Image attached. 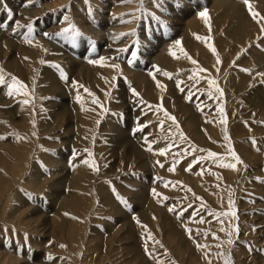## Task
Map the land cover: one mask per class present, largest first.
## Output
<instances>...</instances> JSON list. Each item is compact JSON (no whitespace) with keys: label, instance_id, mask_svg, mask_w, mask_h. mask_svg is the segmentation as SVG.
<instances>
[{"label":"rangeland","instance_id":"374dc122","mask_svg":"<svg viewBox=\"0 0 264 264\" xmlns=\"http://www.w3.org/2000/svg\"><path fill=\"white\" fill-rule=\"evenodd\" d=\"M250 3L264 17V4ZM144 8L0 3V264H264V19L254 21L243 0H144ZM65 15L82 35H56ZM13 75L28 96L6 94ZM229 147L243 161L236 170L221 166L235 163Z\"/></svg>","mask_w":264,"mask_h":264},{"label":"snow or ice","instance_id":"6c2138e0","mask_svg":"<svg viewBox=\"0 0 264 264\" xmlns=\"http://www.w3.org/2000/svg\"><path fill=\"white\" fill-rule=\"evenodd\" d=\"M85 2H86V4H90V0H85ZM126 2H130V0H126ZM243 2L247 6L248 12L250 13V16L252 17V19L259 24L260 23V20L261 19H264V17H260V14L257 11L253 10V7H252V5L250 3V0H243ZM0 3H4V0H0ZM4 6H5L6 10L8 11L9 18H11V15H12L11 9H7L6 4ZM141 10L147 11L144 8V0H141ZM200 16H201V18H203L205 20L206 23L208 22L209 16H208V13L206 11H202L200 13ZM258 17H260V19H258ZM155 18L156 19H160L159 17H155ZM63 20L68 23V26L65 27V28H62L59 33H56V35H65V36H68V37H70L72 39H75L77 36L82 35V33L80 32V30L77 28V26L70 20L69 16L65 15L63 17ZM17 26L18 27L21 26V25H19V22H17ZM0 27H4V25L0 24ZM31 27H32L31 24L27 25V28L29 30H31ZM261 32L264 33V25L261 26ZM44 35L45 36H49L50 34L49 33H44ZM122 35H128V33H125V34H122ZM197 39H200V37H197ZM258 39H259V37H258ZM29 43H31V41H29ZM180 43H181L180 41H176V44L177 45H180ZM127 50H128L127 48L120 49V51H122V52L123 51H127ZM211 50H212L213 53H216V49L214 47H212ZM45 51H47V50L45 49ZM131 55L134 58V57H136L137 53L135 51H133L131 53ZM173 55H174V53H173ZM25 59H28V58L25 57ZM103 59L104 58L101 57L100 60H89V63L97 64V63H100ZM191 62L193 64H196L197 63V61H195V60H192ZM220 62L221 61L219 60V57H217V63L219 64ZM41 63H43V61H41ZM129 63H132V61H129ZM55 67L59 70V74H60L61 78L64 79L65 81H67L68 80V76L65 73V71L63 70V68L60 65H55ZM111 67L119 68V65L113 64V65H111ZM153 67L156 69V71H160L157 66H153ZM197 71L204 72V71H207V70L206 69H203V68H199V69H197ZM244 71H247V69H245ZM3 72H4V70L2 68H0V86H2V85L5 84V76H4ZM163 75L171 78V74L168 73V72H166V71L163 73ZM260 75L261 76H264V73H261ZM115 79H116V77H113V80H115ZM153 79H155V76L154 75H153ZM188 79L189 80H193L194 79V76H191L190 75L188 77ZM11 81L12 82L7 85V93L6 94L8 96L11 97V96L20 95V94H23L25 96H28L29 95L28 92H25L24 91V89L26 88V85L22 81H20L17 77H15L13 75L11 77ZM156 83H157V86L159 88L164 89L165 86L162 85L158 80L156 81ZM179 83H183V81H180ZM72 84L74 86H77V91H78L79 88L84 87L83 85H77V82L76 81H72ZM208 84H209L210 87L211 86H215L216 85V81L214 79H209L208 80ZM85 91H88V90L85 89ZM131 91H132V94L134 96L139 97V93L136 91L135 88H131ZM181 91H184V89L181 88ZM216 92L219 93L221 96H223V91L218 86L216 87ZM106 95H110V93H106ZM208 95L211 97V95H212L211 92H209ZM162 99L163 98L161 97V100ZM187 99L188 100H191L192 99V93H191V91H189V94L187 96ZM77 100L78 101L80 100L79 95H77ZM22 103L25 104V105H27V104H29V100L25 99V100L22 101ZM93 103H97L98 104L99 103V100L98 99H94L93 100ZM140 103H143L142 98L140 100ZM101 107H103V105H101ZM160 107L162 109V106H160ZM197 107L200 108L201 111L203 110V108L200 107V105H197ZM217 110L221 113V116L224 115V109H223V107H220ZM104 111L107 112L108 110L107 109H104ZM164 115L167 117L168 120H171L173 124H176L177 128H179V124L176 121V118L174 116L169 115L168 112H167V110H164ZM98 123H99V121H98ZM262 123H264V122H262ZM33 124H34V121H33ZM163 124H164V121H160V127L161 128H163ZM221 124L226 125L227 124V120L226 119H222L221 120ZM146 126L147 125H145L144 127H146ZM137 131H143V127H138L137 128ZM34 135H35V133H34ZM179 137H180L181 140H186L187 139V137L184 135V133L182 131L179 132ZM0 139H6V137L0 136ZM224 139L225 140H229V136L226 134L224 136ZM145 141H146V143H148V150L149 151H152V147H151V143L152 142H148L147 141V137H145ZM252 143L255 145L256 144V141L253 139ZM171 147H172V145L169 144L167 148H161V149H159V154L160 155H165L168 152L169 148H171ZM228 151L231 153V156H232L233 160L235 161V163H228L226 165L222 164L221 166L222 167H228V168H231L233 170H236L237 169V164H242L243 161L241 160V158L237 155V153L231 147H229ZM185 152H187V150H185ZM89 155L91 156L92 154L89 153ZM207 156L208 157H217V153H215L213 151H209L207 153ZM200 159H204V157H201ZM83 163L86 164V165H88V166H90V167L93 166V163L91 161H89V160H84ZM157 163H159V161H157ZM41 164H42V162H41ZM163 166H164L163 164H160V167H163ZM42 167H43V164H42ZM95 170L99 171V168L96 167ZM186 170L187 171H191L192 170L191 169V166H189V168L186 169ZM169 171H174V167L173 168H169ZM256 179L259 180L260 178L257 177ZM189 191H191V189H189ZM153 193L156 194L155 193V189H153ZM117 198L121 201V203H123L124 205L128 206V201L125 198H123V197H121L119 195H117ZM164 199H167V197H165ZM197 199H199V197H197ZM231 205H232V201L229 200V206H231ZM188 207H191V204H189ZM168 211L169 212H175L176 211V208L174 206L173 207H169L168 208ZM184 211H186V209H184ZM182 214H183V211L180 212V213H178V215H182ZM193 215H195V213ZM223 215L235 216L236 213H235V211H233L231 213H227L226 212V213H223ZM200 222L203 223L204 221L201 220ZM137 223H139V221H137ZM142 227L145 229V231L147 233V240H153L154 237L152 236L151 232L148 231L147 226L146 225H142ZM186 231L189 232L190 238H192L191 237V229H186ZM221 231H223V229H221ZM236 232L237 233L239 232L238 227L236 228ZM229 235H231V233H229ZM156 243L159 244L160 242L159 241H156ZM233 243H234V241L232 239H229L228 240V244L231 245ZM62 247H63V245H62ZM197 247L198 248H201V247H207V246L206 245H200L199 243H197ZM218 247H219V245H218ZM145 252H146V254L150 258L155 259V257L153 256V253L148 249L147 243H145ZM157 264H163V262L162 261H157ZM225 264H227V261L225 262Z\"/></svg>","mask_w":264,"mask_h":264},{"label":"bare ground","instance_id":"6f19581e","mask_svg":"<svg viewBox=\"0 0 264 264\" xmlns=\"http://www.w3.org/2000/svg\"><path fill=\"white\" fill-rule=\"evenodd\" d=\"M216 1H217V0H214V2H216ZM256 1H257V0H256ZM258 1H260V3H263V4H264V0H258ZM219 5H221V3H219ZM224 5H225V6H228L227 4H225V2H224ZM226 14H227V12L225 13V15H226ZM224 17H225V16H224ZM235 29H236V30H235ZM235 29H233V30H235V31L238 30L237 33H242V31H243L242 29L237 28V27H236ZM235 31H234V32H235ZM232 32H233V31H232ZM234 32H233L232 34H235V33H236V32H235V33H234ZM237 33H236V34H237ZM230 34H231V33H230Z\"/></svg>","mask_w":264,"mask_h":264}]
</instances>
